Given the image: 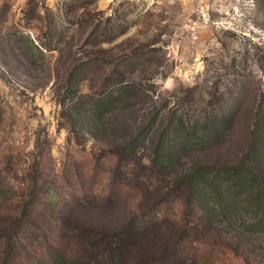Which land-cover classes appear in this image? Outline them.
<instances>
[{
	"label": "rangeland",
	"instance_id": "374dc122",
	"mask_svg": "<svg viewBox=\"0 0 264 264\" xmlns=\"http://www.w3.org/2000/svg\"><path fill=\"white\" fill-rule=\"evenodd\" d=\"M122 85L135 97L91 124L83 111ZM260 109L264 0H0V264L83 263L97 245L125 248L123 264H264L253 208L208 223L201 196L172 185L178 168L127 146L154 118L153 141L196 125L184 165H233L264 151ZM26 201L34 234L12 231Z\"/></svg>",
	"mask_w": 264,
	"mask_h": 264
},
{
	"label": "trees",
	"instance_id": "16d2710c",
	"mask_svg": "<svg viewBox=\"0 0 264 264\" xmlns=\"http://www.w3.org/2000/svg\"><path fill=\"white\" fill-rule=\"evenodd\" d=\"M133 88L134 87L122 85L116 93L108 94L101 99L91 102L83 112L87 114L91 124L94 125L111 115L116 108V104L122 99L131 100L132 97H135ZM233 117L234 116L227 113L221 117V120L231 121ZM255 119L256 121H261L264 125V109H260L258 113H256ZM154 123L155 118L151 123L148 122L145 128L142 129V133L139 131L136 135L129 138L127 146L131 150L130 154L135 155L136 148L142 145L144 146L146 142H150V145L152 144L151 156L149 157L151 167L156 169L167 167L178 168L177 176L175 175L172 185L174 184L176 187L187 190V193H189L188 201L190 203L194 202L196 195L201 196L204 206L203 212L206 214V221L208 223L212 221V219L228 218L234 211H249V208H253L254 212L256 211L257 214L255 215L256 221L251 227H262L264 222V177L257 174V169L253 168L251 163L254 161L257 165L258 162L255 160L264 157V151H256L254 156H250L251 152L248 151L239 162L233 165L218 166L217 164L194 162L186 167L184 165L185 161H183L185 159L182 157V154L186 156L185 153L198 147V140L203 139L202 136L197 135V130L199 128L197 129L196 125L185 128V126L180 123L171 131L167 128V130L161 132L163 135L153 141L152 139H147V135L153 134L154 130L151 131V128L154 126ZM261 132L264 133V130L259 131L258 129L255 132L257 140ZM58 195V187L47 192L45 197H43L45 200H48L45 206L46 209H53L55 207L58 201ZM23 206L24 208L22 207L17 216L14 217L12 231L23 234H34L31 229L23 225L27 213L31 212L34 205L31 206V203H27L26 201ZM160 206L161 205L157 204L154 205L153 208L155 209ZM168 218L169 215H164L161 219L164 221ZM133 222V220H129L126 224V228L119 233H125L127 227L131 226ZM124 251L125 248L116 245L113 249L109 248V250L104 253V251H102V246L97 245L94 251L87 257L86 262L81 263L75 261L73 264H123L122 255ZM172 254L173 253L170 255ZM144 255L145 254H142L141 257L150 264H183L185 262L181 259L184 256L183 252H174V258L170 263L166 261V255L162 253L155 258H147ZM194 258L202 260L198 255H194ZM3 261L6 262L5 259ZM66 261L64 262L69 264V260Z\"/></svg>",
	"mask_w": 264,
	"mask_h": 264
}]
</instances>
